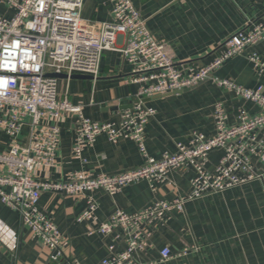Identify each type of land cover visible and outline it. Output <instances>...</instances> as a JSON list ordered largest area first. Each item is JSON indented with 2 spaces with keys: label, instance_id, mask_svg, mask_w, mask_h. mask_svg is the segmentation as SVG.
I'll return each instance as SVG.
<instances>
[{
  "label": "built area",
  "instance_id": "built-area-1",
  "mask_svg": "<svg viewBox=\"0 0 264 264\" xmlns=\"http://www.w3.org/2000/svg\"><path fill=\"white\" fill-rule=\"evenodd\" d=\"M110 1L111 20L96 22L82 17L84 0H0L15 9L11 17L0 15V129L13 139L9 149L0 152V199L17 209L33 237L52 250L51 260L66 257L64 264L80 263L68 259L64 252L66 238L40 207L45 191L86 198V207L77 220L91 222L90 234L112 235L114 241L111 253L98 264H153L154 261L141 259L151 243L146 226L156 228L165 224L174 211H184L190 200L252 180H264V94L214 75L228 59L264 40V16L248 21L229 36L210 64L195 68L174 60L166 41L153 35L147 18L132 0ZM106 51L120 52L133 67L131 81L141 85L132 105L117 112V121L86 117L80 105L59 98V78L48 75L66 74L68 79L74 74L97 77ZM249 59L258 74L264 75L261 55L253 53ZM208 79L253 102L259 109L250 112L241 106L231 122L228 108L223 102H216L212 135L194 132L188 143L177 142L174 151H165L158 158L150 155L146 128L156 110L145 98L183 91ZM67 113L75 117L72 128L75 158L84 161L85 149L105 134L113 143L133 140L143 155L142 164L116 174L93 175L75 170L59 180L42 178L44 170L56 166L61 146V127L54 121ZM26 126L27 141L20 143L18 136ZM215 150L222 154L210 168V154ZM175 169L194 171L187 195L172 200L156 199L138 211L117 210L106 220H98L95 192L103 190L114 196L140 181L148 182L156 192ZM118 243L122 244L119 250ZM16 247L15 242L12 248ZM173 256L166 246L160 251L159 261Z\"/></svg>",
  "mask_w": 264,
  "mask_h": 264
},
{
  "label": "crops",
  "instance_id": "crops-1",
  "mask_svg": "<svg viewBox=\"0 0 264 264\" xmlns=\"http://www.w3.org/2000/svg\"><path fill=\"white\" fill-rule=\"evenodd\" d=\"M155 37L166 41L177 63L200 68L210 64L222 50L225 40L248 21L264 16V0H132ZM14 8L0 3V15L11 17ZM82 17L88 21H110V0H84ZM119 44H123L120 36ZM258 53L264 60V40L246 47L228 59L214 72L221 78L264 94V75H259L249 56ZM132 65L118 51L102 55L97 77H59V98H67L82 107L86 117L98 121H117V112L129 108L137 98L140 84L131 81ZM156 114L146 128V147L150 155L160 157L174 151L177 142L188 143L194 132L207 136L215 132L214 105L223 102L231 122L239 107L255 112L253 102L220 88L211 79L181 92L145 98ZM74 114H64L57 121L61 127V146L57 163L41 173L44 179L59 180L65 174L83 170L93 175L116 174L140 166L143 155L133 140L109 141L105 134L84 151L85 160L72 153ZM29 129L18 136L27 141ZM13 139L0 129V152L7 151ZM222 152L210 154L208 166L219 161ZM192 169H175L167 182L153 192L146 181L124 187L114 196L103 190L95 192L96 216L106 220L117 210L132 213L152 204L156 199L172 200L191 190ZM40 207L51 217L67 240L64 252L68 259L80 264H98L111 253L112 235L90 234L89 221H78L86 207L85 197L66 196L59 191L42 193ZM151 233L150 246L141 259L153 264H264V180L256 179L208 193L185 204L184 211H174L165 224L146 226ZM17 236V240H14ZM17 243L15 249L12 248ZM169 246L174 256L159 261L162 248ZM122 247L118 243L117 250ZM181 255H177V253ZM183 252V253H182ZM52 250L35 239L21 220L20 212L0 199V264H64L66 257L51 260Z\"/></svg>",
  "mask_w": 264,
  "mask_h": 264
},
{
  "label": "water",
  "instance_id": "water-1",
  "mask_svg": "<svg viewBox=\"0 0 264 264\" xmlns=\"http://www.w3.org/2000/svg\"><path fill=\"white\" fill-rule=\"evenodd\" d=\"M48 75H51V76H57L58 78L59 77H65L67 78V75L66 74H54V73H49ZM73 78H91L93 77L92 75H89V74H74L72 76ZM176 92H181V91H176Z\"/></svg>",
  "mask_w": 264,
  "mask_h": 264
}]
</instances>
